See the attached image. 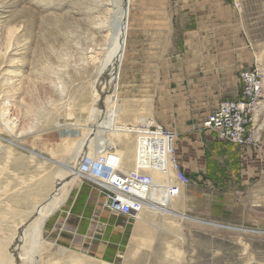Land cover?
<instances>
[{
  "label": "rangeland",
  "instance_id": "1",
  "mask_svg": "<svg viewBox=\"0 0 264 264\" xmlns=\"http://www.w3.org/2000/svg\"><path fill=\"white\" fill-rule=\"evenodd\" d=\"M178 1L0 0V108L10 118L4 122L0 117L1 190L11 187L24 192L25 184L44 173L72 170L53 162V159L70 161L68 154L60 155L56 150L52 158L44 148L45 143L56 145L64 137H72L73 159L85 162L87 168L94 167L95 149L84 151L85 147L76 140L80 138L78 128H93L94 120L88 119V112H83L81 106L88 109L94 106V91L98 90L100 100L96 107L103 111L102 117L109 113L115 96L109 92L113 79L106 58L111 48L107 35L112 29V9L117 2L121 3L128 26L117 102L120 108L117 127L129 141L116 146L123 169H131L135 162L132 152H136V136L127 131L129 127L151 120L177 133L181 127L179 117L166 112L159 114L160 109L151 114L150 105L156 106L159 64L162 57L171 54L167 47L172 46L181 26ZM239 1L256 61L253 67L244 70L257 66L264 79V0ZM260 101L264 106V94ZM103 136H98L97 143ZM92 143L91 148L95 147V141ZM153 178L162 180L157 174ZM260 190L255 183L244 191L243 223L220 222L207 217L208 213L200 215L195 209L208 211L210 203H188L181 197L174 198L172 208L186 214L185 219L145 211L140 215L147 221L144 222L116 214L114 220L122 227L120 243L106 254H96L69 243L64 236L65 209L78 192L85 198L92 191L91 183L84 178L71 187L62 205L44 220V242L39 254L31 255V261L24 256L32 246L26 241L22 243L19 264H44L50 260L61 263L57 256L61 251L109 264H264V192ZM24 207L16 208L19 212L30 208ZM226 215L227 212L222 213L220 218L227 220ZM18 217H9L11 223L6 222L3 230L10 232Z\"/></svg>",
  "mask_w": 264,
  "mask_h": 264
},
{
  "label": "crops",
  "instance_id": "2",
  "mask_svg": "<svg viewBox=\"0 0 264 264\" xmlns=\"http://www.w3.org/2000/svg\"><path fill=\"white\" fill-rule=\"evenodd\" d=\"M178 7L181 26L174 43L167 47L171 54L162 57L159 64L156 106L150 105L151 114L158 109L159 114H176L181 124L174 148L191 183L171 195V202L176 197L194 204L205 201L210 203L208 211L193 206L200 215L208 213L207 217L220 222L243 223L244 191L257 183L264 192V152L218 139L203 127V121L221 101L239 96V73L256 62L254 47L244 28V14L230 0H179ZM119 87L120 83L113 110L112 128L118 140L115 147L129 143L117 127ZM261 101L251 114V125L264 144ZM102 129L103 125L96 127L98 136ZM98 136L95 146L102 147L106 139L97 143ZM134 164L128 170H140ZM226 212L227 220L220 218ZM114 215L102 208L97 192L89 191L85 198L78 192L64 211V236L69 243L106 254L120 243L122 227L116 224Z\"/></svg>",
  "mask_w": 264,
  "mask_h": 264
},
{
  "label": "built area",
  "instance_id": "3",
  "mask_svg": "<svg viewBox=\"0 0 264 264\" xmlns=\"http://www.w3.org/2000/svg\"><path fill=\"white\" fill-rule=\"evenodd\" d=\"M230 1L240 9L239 0ZM239 81V96L221 101L204 119L203 127L220 140L264 152L258 131L251 125V114L264 94L263 74L256 66L240 72ZM128 131L136 136L135 163L141 172L120 167L116 147L106 145L99 148L92 161L94 166L107 171L106 178L88 180L91 189L101 198L103 209L134 219L145 207L174 195L191 179L184 172L174 148L176 133L173 130L147 120L132 125ZM154 173L161 174L163 179L156 182Z\"/></svg>",
  "mask_w": 264,
  "mask_h": 264
},
{
  "label": "bare ground",
  "instance_id": "4",
  "mask_svg": "<svg viewBox=\"0 0 264 264\" xmlns=\"http://www.w3.org/2000/svg\"><path fill=\"white\" fill-rule=\"evenodd\" d=\"M127 2H128V0H127ZM120 4H119V2H117V4L115 6H113V9H112L113 12L111 11L113 13L112 27H111L112 29L110 30L111 33L108 32L109 34L107 35L108 37L110 36L111 48L108 50V54H107V58H106V65H110L108 67H110V70L112 72V79H113L110 90L109 89L108 90H109L110 94L114 93V95H115L117 88H118L119 68H120V64L123 61L122 52L125 50V47H126L125 46V38L127 35V27H128L126 25L127 19L124 15L122 7H120ZM108 46H110V45H108ZM100 81L102 82V80H100ZM95 85H94V87L96 88ZM97 92H98V90L96 89V91H94L95 94H94V99H93V105L94 106H92L89 109H88V107L84 108L81 106V110L83 112H88L87 117L89 120H92V121L94 120V122H92L93 124L91 125L93 128H94V126L97 127L98 125L99 126L103 125V129L101 130V133H103V134L99 133V135L100 136L104 135L103 137H106L105 138L106 143L104 146H106V145L115 146L118 142L116 133L113 131V128H112L113 127V119H114V111L113 110L115 107V101H114V99H112V102L110 103L109 109H108L109 113L108 114L106 113V115L102 117L103 111L99 110V108L96 107L98 101L100 100L98 98ZM114 98H115V96H114ZM71 111L69 113H71ZM71 116H73V115H71ZM0 117L2 118L1 119L2 121L4 119V122H6L10 119L8 117L7 111L5 109L1 111V108H0ZM67 117H69V116L67 115ZM4 124H6V123H4ZM77 127H79V126H77ZM93 128L92 129H91V127L86 128V129L78 128L80 130V138H78L76 140V142L80 143L82 146L85 147L84 151H86V149L88 151H90V149H92V150L95 149L92 152H94V154L95 153L97 154L99 151V148L101 146H99V147L93 146L94 148L90 147L91 143L94 142L95 138L98 136L96 129H93ZM71 138L72 137H70V136L61 138V140L56 145H49V144L45 143L44 148L49 152V154L52 158H54L56 156L55 152H54L56 150H58V153H60V155H62L63 153L66 155L68 154V158L70 159V161L69 160L68 161L61 160V159L60 160H54L53 159V162L60 164V165H63L66 168H70L72 170H70V171L58 170L57 173H55L56 175L52 174V173H44L38 179H35V180H33V182H30L31 184L30 183L25 184L26 187H25V189L23 188L24 192H22L21 188H20L21 190L20 189L19 190H16V189L12 190L11 187H10V189L8 188L6 190L5 189L1 190V189H3V187H2V185L0 186V187H2V188H0V190L2 191V192H0V264H19V259L22 257L19 255V249L23 248L22 243L24 241L28 242L32 246L31 251H26V253L24 252L25 253L24 257H26L27 259H29L31 261V259H32L31 255L37 256L39 254V252L41 251V249H40L41 243L44 242V239L42 238V229H43L42 225H43L44 220L50 214H52L54 211H56V209L59 206L62 205L65 198L68 196V193H69L71 187L79 184L80 182H83L84 178L93 179V180L106 178L107 171L104 168H100L99 166H94L93 168L92 167L87 168L83 165V163H85V162H80V163L78 162L77 163L73 159V151L71 149L73 142L71 141L72 140ZM49 139L51 140V138H49ZM98 141H100V140H98ZM62 142H63V144H62ZM87 143L89 144V146L87 145ZM86 145H87V147H86ZM63 146L65 147V149H62ZM84 154L87 155L86 152ZM83 157H85V156H83ZM62 159H64V158L62 157ZM5 168H6V166H5ZM2 175H3V173H2ZM153 175H156V173H154ZM157 175H159V178L163 179L161 174H157ZM6 176H8V175H6ZM11 176H15V175H11ZM17 178H19V177L17 176ZM1 179H3V178H1ZM6 180H8L7 177H6ZM25 182H26V180H25ZM22 183H24V182H22ZM5 196L7 197L6 201H8V202L3 200V197H5ZM21 205H25V207H24L25 209L27 208V205H28V207L30 206V208H28V210H24V211H21L22 210L21 209L20 210L21 212H19V210L17 211L16 207H20ZM172 207H173V205L171 202V195H168L166 198L159 199V203H154L150 206L145 207L134 219H141L142 221L147 222L144 217L140 216L141 213L145 212V211L146 212L149 211V212H152L154 214L158 213L160 216H175V217L184 218V219L187 217L184 213L177 212ZM16 215L19 216L18 217L19 221L14 222V224L12 225L13 228H10V229H12V230H10L11 233L7 232L8 230H6V232H7L6 233L3 230L4 225L6 224V222L9 223L8 222L9 217H13ZM224 227H226V226H224ZM57 256L59 259H62L61 261H63V262L59 263L58 260H50L44 264H109L108 262L103 261V260H97V259H91V258L86 259V258H82L81 256H78V255L76 256V255H73L71 253H66L64 251L58 252ZM33 259H35V258H33ZM31 264H33V262ZM34 264H35V262H34Z\"/></svg>",
  "mask_w": 264,
  "mask_h": 264
}]
</instances>
